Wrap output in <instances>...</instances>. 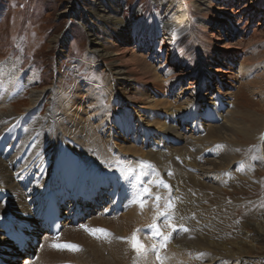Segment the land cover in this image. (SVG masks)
I'll use <instances>...</instances> for the list:
<instances>
[{"label": "bare ground", "instance_id": "1", "mask_svg": "<svg viewBox=\"0 0 264 264\" xmlns=\"http://www.w3.org/2000/svg\"><path fill=\"white\" fill-rule=\"evenodd\" d=\"M82 1L88 7L84 22L87 23L86 29L89 36V55L98 58L96 63L107 73L108 80L104 91L100 96L96 95L93 102L84 99L79 93L71 97L68 101L69 104L65 106L66 110H63V115L71 119L72 122L71 128H69L72 132H68L66 136L73 135L75 131H80L79 133L83 134L85 139L97 134L93 141L95 143L98 136L103 135L107 139V144L112 143L116 148L119 147L117 143L121 138L113 137L114 132L111 131L114 130L113 126L109 127L113 119L109 118V115L103 117L102 113H113L114 107L122 106L124 102L138 103L144 108L158 111L163 109L171 116L168 118V123L155 119L152 127H156L157 130L146 128L141 135H138L145 141L148 150V153H144V157L141 158V168H137V163L130 160L128 155L142 153V144L139 148L126 145L118 148L123 153L116 156V159L113 157L104 159L103 151L98 150L100 144H96L98 146V149L96 148L97 163L93 164L76 155L69 149L70 146L63 144L62 138L58 134L59 130L57 131V110L53 106L48 109L45 116H35L48 93L52 94L53 98L57 97L54 90L44 88L30 92L29 105L26 109L27 115L18 118L15 110H12L13 106L11 105L6 110L4 103L6 98L13 97L9 94L10 92H7L9 90L5 91V88L9 86L0 88V194L10 195V198L3 202L0 201V218L4 219L5 215L9 214L27 219L22 217L24 215L22 213H25L29 219H32L28 201L37 198L48 185H64L67 180L72 184V193L78 194L99 189L102 185L98 181L109 177L111 186H115V183L124 186L117 196V201L128 198L126 209L119 216L115 214L109 216L105 214L107 209L103 211V208L97 211V216H93L94 206L87 204L86 206L92 207V210L90 212L89 209L87 210L91 216L86 218V221L82 218L79 219L76 227L67 220L62 223V230L58 238L50 239L47 235L43 236L34 260L25 256L24 264H221L220 259L233 261L232 258L239 259L236 260L237 263L233 264H251L252 260L238 258L253 249V244L248 242L246 237L242 241L230 243H211V240L208 242L204 239L200 241L197 225L191 224L196 221V206L192 205L194 202L190 197L176 192L177 188H180L181 191L183 189L187 193L188 184L191 185L190 182L194 181L196 176L201 177L205 181L203 182L205 185L218 190L222 177L219 176L218 170L228 168V171L234 172L238 166L237 164L233 167V163L229 161V155L224 149L221 152V147L216 148L217 154L212 153L214 159H208L199 164L194 161L192 164L193 155L201 154L200 151L206 149L204 146L208 141H227V138L232 140L234 133L247 130L242 122L235 121L236 110L233 108L230 110L227 103L223 102V98L229 96V93L225 95V87L229 84L228 80L232 79V72L229 71L232 68L230 64L227 65V62H229V57L231 59L234 56V53L229 52L233 47L223 43L226 38L222 39L221 22L223 16L233 18L236 15L223 6L217 8L211 0H190V3L187 0H154L159 8L156 10L154 18L136 29L137 24H134L133 21H125L122 16L123 0ZM135 11L136 9H131L132 13ZM191 11L195 17H191ZM237 12L242 14L246 11L241 9ZM192 35L197 37L203 48V52L199 53L197 65L200 73L204 75L206 82H216V89L211 95H216L213 96L216 97V102L206 112L196 109L194 106H189L186 109L179 106L173 112L169 108L171 103L159 98L152 101L150 92L152 89L158 93H171L173 87L180 85V90L186 87L184 91H190V97L197 93L203 96L200 91L201 80L193 78L188 80L184 73L185 69H189L187 65L183 66L185 69H180L181 64L187 58V45L191 42ZM185 38L188 43L181 45ZM130 39L137 45H144L145 41L150 42L152 50H149L147 55L152 58L158 42H161L167 53L165 59L173 62L170 70L167 69L164 75H159L151 69L142 55L138 56L133 52V49L129 48ZM156 53L159 57L164 56L160 50ZM222 59L227 60L219 61ZM163 66H165V62L162 64ZM8 67L7 64H2L0 70ZM19 76L16 74L11 78L8 77L14 80V85L16 83L17 88L26 87L28 82ZM24 80L25 82H23ZM87 90V93L91 92L90 89ZM106 99L112 102L107 107H100ZM86 101L90 104L89 107L97 110L92 117L88 116V118L84 112V108L88 106ZM60 112L62 113V111ZM97 117L96 126L91 127ZM138 119H135L134 122L135 130L126 128L127 124L123 119L121 124L115 121L114 126H119L121 131H124L123 136L127 131V134L134 133L133 135H135L138 133L137 130L140 132L143 127ZM107 132L109 133L106 136ZM173 133L175 136H171ZM154 151L156 153H152ZM175 156L181 158L182 165L174 162ZM109 160L112 163L111 166H114V172L109 175L100 174L98 165L107 166ZM205 164H209L210 167H205ZM32 174L35 177H32ZM67 174L68 176H66ZM139 174H142V178L150 179L152 185L153 183L155 186L165 185L163 188L167 189V194L161 197L160 201V209L164 208L163 210L159 209V212L152 213L153 207L150 200L152 191L148 192V187H146L147 191L144 189V192L146 198L148 196L151 202L142 200L140 188L144 186V183L139 179ZM62 176L64 179H61ZM212 178H215L216 181ZM103 183L105 182L102 181ZM145 183L148 185L147 181ZM128 185L131 187L130 190L127 188ZM25 186L28 189H24ZM157 192L155 191L156 194ZM164 210L169 213L163 214ZM171 213H174V216H171ZM170 216L185 227L180 230L178 237L175 236L168 240L169 236L165 235L159 247L155 246L148 237H143L142 234L147 230H149V237H156L157 231L152 226H155L160 232L164 226L163 220L172 221ZM79 224L82 225L83 230H80ZM248 225L252 226L258 235L264 231L257 223L249 222ZM101 229L106 231H97ZM90 233L92 235H88ZM133 234L144 245V250L141 252L133 249L129 242ZM61 242H67L69 245L76 244L79 246V250L61 252L57 248L58 243ZM5 245L6 242L0 235V248H4ZM163 247L164 250H167L161 256L162 262L161 259H158L157 263L150 256H153L151 254L156 248L162 251ZM199 247L203 250L205 248L213 251L217 257L201 256L194 250H198ZM13 250L15 249L13 248ZM0 252L1 256L6 258L7 253ZM7 260L3 259L4 262L10 264Z\"/></svg>", "mask_w": 264, "mask_h": 264}, {"label": "rangeland", "instance_id": "2", "mask_svg": "<svg viewBox=\"0 0 264 264\" xmlns=\"http://www.w3.org/2000/svg\"><path fill=\"white\" fill-rule=\"evenodd\" d=\"M123 1L122 16L125 21H133L134 24H137L136 29L146 21L153 19L156 10L159 9L154 0ZM187 1L190 3V0ZM211 1L217 8L223 6L236 15L233 18L223 16L221 22L223 28L222 39L226 38L223 43L230 45L231 48L233 47L229 52L234 53V56L231 59L229 57V62H227V65L230 64L232 68V70L228 68L232 72V79L228 80L229 84L225 87V95L229 93V96L223 98V102L227 103L230 110L232 108L236 110L235 121L242 122L247 130L234 133L232 140L227 138V141H208L204 146L206 149L200 151L201 154L198 156L193 155L192 157V164L194 161L198 164L203 163L205 160L214 159L212 153L217 154L216 148L221 147V152L224 149L229 155V161L233 163V167L238 164L234 172L228 171V168L218 170L219 176H222L218 190L212 189L207 184L205 185L203 183L205 181L196 176L194 181L190 182L191 185L188 184L187 193L183 189L181 191L180 188H177L176 192L190 197L194 202L192 205L196 206V221L191 222V224L195 223L197 225L200 241L204 239L208 242L211 240V243H230L232 241H242L246 237L248 242L253 244V249L246 252L244 256H238V258L252 260L251 264H264V231L258 235V232L248 225L249 222L257 223L260 229L264 230V0ZM87 8L82 0H0V65L7 64L10 69L9 71L8 68L0 70V88L9 86L5 88V91L9 90L7 92H10L11 97L13 96L10 99H5L6 110L12 105V110H15L18 118H23L27 115L26 109L29 105L30 92L44 88L52 89L56 92L57 97L53 98L52 94L48 93L35 116H45L48 109L53 106L57 110V131L59 130V133H57L60 134L61 141L65 146H70L69 149L74 151L76 155L96 164L98 149L96 144H100L98 150L103 151L104 159L111 157L116 159V156L123 153L118 148L125 145L139 148L142 144V153L128 155L130 160L137 163L138 166L135 164L137 168H141V158L144 157V153H148V150L145 141L138 135H141L146 128L157 130L156 127H152L155 119L168 123V118L171 115L165 113L163 109L158 111L144 108L138 103L124 102L122 106H115L113 113H102L103 117L109 115V118L112 117L113 119L112 124L109 125V127L112 125L114 129L111 130L114 132L112 135L121 138L117 143L119 145L117 148L112 143L107 144L106 137L100 134L98 141L96 140L95 143L93 141H95L94 138L97 134L88 139H85L84 135L79 133L80 131H75V134L66 136L68 132H72L69 129L72 125L71 119L63 115V110H66L65 106L69 104L68 101L79 93L84 99L93 102L96 95L100 96L104 91L103 89L108 80L107 73L96 63L98 58L89 55V36L86 29L87 23L84 22ZM132 8L136 9L135 13L131 12ZM241 9H245L246 12L238 13L237 11ZM191 17H195L192 11ZM134 42L130 39L129 48L133 49V52L138 56L142 55L151 69L159 75H164L167 69L170 70L173 62L165 59L167 53L161 42H158L153 58L147 55L149 50H152L150 42L145 41L144 45H137ZM198 42L197 37L192 35L190 43L186 38L181 43V45L188 43V51L186 54L187 61L185 60L181 64L180 69H185L183 66L187 65L189 69H185L184 73H186L188 80L190 78L201 80L200 91L203 96L197 93L190 97V91H184L186 87L180 90V85H176L171 93H158L151 89L152 101L158 98L167 100L171 103L169 108L173 112L179 106L184 107L183 109L189 106L204 109L207 106L209 109L216 102V97H213L216 95L211 96L216 89V82H206L204 75L200 73L197 66L199 53L203 52V48ZM158 50L163 52V57H159L156 53ZM226 60L219 61L224 62ZM164 62L165 66L162 67ZM3 71L7 72L4 73ZM16 74L28 82L26 87L17 88L16 83L14 85V80L10 78L16 76ZM87 89H90L91 92L87 93ZM111 102L106 99L100 107H107ZM85 103L87 105L88 101ZM89 106L90 104L84 108L87 118L88 116L92 117L97 112ZM63 107L64 109H62ZM122 119L127 124L125 127L128 129L135 130V119H138L143 127L140 132L137 130V135H133L134 133L127 134V131L126 135L123 136L124 131H121L119 126H114L116 122L121 124ZM96 120L98 121V117L94 119L95 122L93 121L91 127L96 126ZM242 131L244 132L242 133ZM108 133H105V135L107 136ZM171 136H175L174 133ZM65 141L69 143L66 144ZM174 162L182 165L181 158L177 156L174 157ZM111 165L112 163L109 160L107 166L101 167L99 164L98 168L100 172L109 173L114 170V166ZM204 166L210 167L209 164ZM189 168L191 169V167ZM142 177V174H139V179H142ZM214 179L212 178V180ZM147 183L148 192L152 191V195L150 193L152 202L148 196L146 198L143 186L140 188L142 200L151 202L152 213L155 214L164 209H160V201L161 197L166 196L167 189L163 188L165 185H157V187L154 183L153 185L150 184L151 181L148 178ZM155 191L160 193L157 192L156 194ZM158 197L159 199H157ZM86 207L89 212L92 210V207ZM162 212L163 214L169 213L167 210ZM171 216H174V213H171ZM171 216L172 221L163 220L164 226L163 229L161 228V231L164 230L165 235L169 236L168 240L175 236L178 237L180 230H183L184 227L173 220ZM201 249L199 247L198 250H194L200 253L201 256L211 255L217 257L213 251L205 248L201 251ZM166 250H164V247L162 251L157 250L160 254L158 257H161ZM150 257L153 258V256ZM232 260L220 259L221 264L237 263L236 260L239 259L232 258ZM10 264H24V261L21 258L10 262Z\"/></svg>", "mask_w": 264, "mask_h": 264}, {"label": "snow or ice", "instance_id": "3", "mask_svg": "<svg viewBox=\"0 0 264 264\" xmlns=\"http://www.w3.org/2000/svg\"><path fill=\"white\" fill-rule=\"evenodd\" d=\"M157 199H159V197ZM152 227L157 231V233L159 232V230L156 229L155 226H152ZM97 231H106V230L101 229V230H97ZM129 242H130L131 246L133 247V249H135L137 252H141L142 250H144V245L139 242V240L135 234H133V236L131 237ZM63 247L75 248L77 246H75V245H64Z\"/></svg>", "mask_w": 264, "mask_h": 264}]
</instances>
